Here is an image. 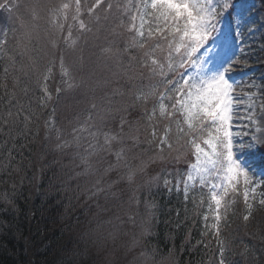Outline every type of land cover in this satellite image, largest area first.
<instances>
[{"label":"trees","instance_id":"1","mask_svg":"<svg viewBox=\"0 0 264 264\" xmlns=\"http://www.w3.org/2000/svg\"><path fill=\"white\" fill-rule=\"evenodd\" d=\"M110 1L112 8L107 2L96 7L97 23L92 21L91 31L82 34L77 26L73 32L64 28L65 24L61 27L53 9L31 20L40 31L41 23L47 24L46 33L50 36L58 29L62 34L71 33L68 46H46L51 76L40 82L46 80L49 93L53 92L56 66L71 51L87 69L100 60L99 71L106 66L114 79L107 92L112 97L109 107L113 123L101 118L92 125L81 123L80 128L65 135L58 126L69 123V113L87 100L79 90L59 95L57 102L55 98L48 103L46 92L25 81L13 91V77L7 78V73L16 74L22 62L18 48L20 43L25 46L29 41L23 38L15 50L17 38L12 29L27 28L28 23L10 16L5 19V4L10 0H0V264H101L110 258L105 250L113 253L117 247L105 237L115 231H119L116 236L131 231L133 227L128 222L144 227L145 235L137 252L153 262L221 264L223 260L224 264H264V204L260 202L264 200V186L259 185L257 194L248 201L240 181L235 189L229 187L218 210L204 190L194 187L186 200L165 186L164 178L175 179L191 164L190 140L195 133L189 129L179 131L182 122L168 99L171 85L163 83L159 69L149 62V54L161 49L164 51L153 57L166 62V42L156 48L160 35H154L158 38H153L154 43L149 36L156 23L147 15L143 33L149 40L148 51L144 50L146 44L133 35L131 23L136 14L130 12L135 13L143 0ZM258 2L264 11V0ZM85 5L92 8V0H86ZM125 5H129V13L123 11ZM74 13L76 24L71 25L87 20V14ZM51 21L53 27H48ZM112 22L116 25L112 26ZM33 43L38 44L35 40ZM107 48L113 49L114 54H104ZM168 78H173V74L168 73ZM24 89L23 100L18 102ZM156 91L166 96V108L164 114L152 119V97L138 100L136 95ZM54 102L56 105L51 106ZM55 110L54 128H50L41 112ZM169 112L173 114L170 116ZM122 117L126 120L123 126ZM105 135L121 138L106 142ZM164 136L166 144L159 145ZM171 150L179 151L178 164L183 167L175 168L177 157H169ZM124 151L127 157L118 161L117 153ZM88 159L97 160V173L92 180L97 185L91 186V191L85 189L84 184L90 180L84 165L83 176L78 174L79 164ZM121 165L142 172L130 179L128 173H118ZM213 183L220 180L214 178ZM216 215L220 216L219 222ZM131 233L138 235L136 231ZM121 251L122 255L112 259L115 264L137 259V253L130 249L121 247Z\"/></svg>","mask_w":264,"mask_h":264},{"label":"snow or ice","instance_id":"2","mask_svg":"<svg viewBox=\"0 0 264 264\" xmlns=\"http://www.w3.org/2000/svg\"><path fill=\"white\" fill-rule=\"evenodd\" d=\"M100 2L96 0L97 5ZM80 5L81 0H75L77 13L80 12ZM61 7L67 10L70 5L64 3ZM144 8H150L146 15L156 23V33L167 45L166 62L153 59L152 63L159 69L158 74L164 77L163 83L171 85L168 89L171 108L183 115L188 129L195 133L190 143L196 162L190 165L187 179L183 182L185 199H188L190 188L199 179L201 186H210L211 200L218 210L229 187L235 189L241 179L245 185L251 184L250 173L264 177V135L256 134L262 131L258 121L253 115L242 117L255 126L249 141L242 139L239 130L233 132L232 91L237 82L232 80L231 72L237 60L235 54L230 53L233 33L236 39L242 37L240 28L246 24L249 10L244 0H151L150 5L145 4ZM88 11L91 12L92 8ZM79 26L82 30L91 31L83 20L79 21ZM156 33L150 31L149 36ZM139 34L144 35L142 31ZM72 43L75 44V41ZM140 46L143 47V44ZM156 48H161V45L157 44ZM103 52L114 54L111 48ZM60 66L63 75L72 80V72L65 66L63 57ZM168 73L173 74V78L169 79ZM176 76L179 79H175ZM68 86L71 87V83ZM44 91L47 92L46 87ZM125 123L122 117L121 125ZM247 135V132L243 133V136ZM109 139L105 135V141ZM198 141H202L204 146ZM161 143H166V140ZM168 148H172L170 143ZM119 158L120 153H117L118 161ZM211 177L220 180V183H212ZM169 184L170 181L166 180L165 186ZM256 184L264 186V179H257ZM176 188L180 190L179 182ZM247 198L248 190L245 188V200ZM260 202L264 204V200ZM248 207L251 208V204ZM215 219L219 222L220 216L216 215ZM221 264H224L223 260Z\"/></svg>","mask_w":264,"mask_h":264},{"label":"rangeland","instance_id":"3","mask_svg":"<svg viewBox=\"0 0 264 264\" xmlns=\"http://www.w3.org/2000/svg\"><path fill=\"white\" fill-rule=\"evenodd\" d=\"M86 0H81L80 5V12L78 15H86L87 14V20L85 21L86 28H89L94 23L92 21H96L97 23V15H96V7L98 5L96 4V0H92L93 6L95 5V10L89 12V7L85 5ZM109 3L113 4L110 0H101L100 4L102 3ZM248 10L249 15L246 19V24L241 25V32L242 37L240 39L235 38V34L233 33V42H232V48L230 54H235V59L237 60V63L234 64L233 70L231 72V77L233 81H236V86L234 87V90L232 91V96L234 97L233 102V132H236L239 130L241 132L242 139L245 141H249L251 138V135L255 132V126L250 123L249 120L242 119V117H247L249 115H253L254 118L259 122L258 116L262 113L264 110V11L261 10L258 0H244ZM64 3H68L70 7L67 10L62 9V5ZM151 0H143V5L141 7H137L135 13H132L129 11L128 6L125 5L123 11L130 12L131 14H136L135 18L133 19L131 26L133 35L140 39V42L143 44H146L144 50H147V47L150 45L149 40L146 38L145 34L141 36L139 33L142 31L144 32V25L146 23V12L149 9H145L144 5L148 4L150 5ZM7 4H10L7 7ZM54 6V8H53ZM91 6L92 8H94ZM5 7L7 8L5 12V19L10 16L14 17L18 20L26 21L28 23L27 28L23 29H12V31L15 33L14 36H16L17 40L14 43L13 48L16 50L17 45L20 43V40L23 38H28V44L23 46L20 43V47L18 48V53L21 56L22 62L20 66H17L16 74H12L11 72L7 73L9 76L13 77V81L11 82V86L14 88L13 91H17V88L20 87L21 81H25V83H28L31 87H37V89H41L43 92L45 87L47 88V85L45 83L46 80L41 81V79H46L49 77V65L46 57H47V50L46 46L49 44V46H53L55 43L60 45V47L68 46L69 43V35L71 33H65L62 34L60 30L58 29L55 32V35L50 36L47 35V24H42L41 26L43 29L40 31L35 27L34 23H31V20H35L36 16L42 13L44 16L46 15L47 10L54 11V15L57 18V23L63 27L65 24L66 29L70 30L71 32L75 31L76 26L77 30L79 31V34H82L86 32L87 30L80 29L79 25H71L76 24L75 23V13L76 12V6H75V0H10V3H6ZM90 14V18H89ZM130 15V14H129ZM4 19V20H5ZM66 20V21H65ZM5 26L7 27V23L3 21ZM50 26L53 27L52 21L50 22ZM112 22V26H115ZM39 28V26H38ZM35 33V35H34ZM153 33H156V29L153 31ZM152 35L151 42H153V38L155 41L158 40L156 36ZM38 42L37 45H34L33 40ZM48 39V40H47ZM157 44H160L161 46L165 41L163 38H159V41L156 42ZM31 44V45H30ZM41 44L43 49H41ZM68 50V48H67ZM161 51H164L163 49L157 50L155 52H152L149 54V62L153 65V56L158 55L161 53ZM166 52V51H165ZM74 51H71L64 60V64L66 67H68L72 72V80H69L68 77L64 76L61 69V62L56 66V72H54L55 77L52 84V93H49L47 91L45 98L48 100L53 101L57 96H61L62 94L66 93L68 94L69 91H82V96L87 100L84 102L83 106L76 110L75 112L71 111L69 113L68 118L70 119L69 123L59 125L58 130L60 132H64L65 135L69 134L72 129L73 131L80 128L79 125L81 123L83 125H86L89 123L92 125L95 121H98L101 118L107 119L106 121L109 123H113L114 118L112 115V107H109V102L112 101V97L108 95L109 91V85L114 80L110 74L108 73V70L106 66L101 70L102 63L100 60L94 61V63L89 66L90 69H87L83 65V60L77 58L76 56L72 55ZM101 58H107V57H101ZM156 59V58H154ZM92 68V69H91ZM93 70V71H92ZM88 71V74H87ZM40 76V80L39 77ZM51 76V75H50ZM92 76V77H91ZM46 77V78H45ZM91 77V79H89ZM113 79V80H112ZM79 80V81H76ZM130 81V80H129ZM132 82V81H130ZM69 83H71V87H69ZM108 83V84H107ZM107 84V85H106ZM106 87V88H105ZM101 88L100 90H98ZM105 88V89H104ZM108 92V93H107ZM25 89L21 92L20 95H18L20 98L18 99V102L20 101L21 97L24 95ZM74 93V92H73ZM147 97H143V96ZM50 96L51 98H47ZM148 97H152L153 102H151V105L153 106L150 110V116L152 119H155V117L158 115H162L165 112V97L164 95H161L157 93V91L154 94H151L149 92L144 94H137L136 98L139 100L140 98L146 99ZM23 100V99H21ZM34 100V99H33ZM57 102V98H56ZM56 102L52 103V105H56ZM102 102V104H100ZM35 103V102H34ZM95 105V107H93ZM163 106V107H162ZM48 107V104H47ZM100 107V108H99ZM176 116L179 117V120L182 122V128L179 129H186L188 130V125L184 120L183 115L180 112H175ZM43 111L41 112V118H44L46 122H48V125L50 128H54L55 124V117H56V110L53 113H46ZM108 114V116H107ZM44 121V122H45ZM247 125V127H245ZM65 126V127H64ZM64 128V131H63ZM262 131L261 133H256L257 135H264V121L262 122ZM181 132V131H180ZM247 132V136H243V133ZM119 133V132H118ZM183 133V132H181ZM120 134V133H119ZM121 135V134H120ZM123 138L119 136L110 137L109 140L113 138ZM162 140H166V137L164 136L161 138ZM159 143V145H164L166 143ZM201 146L202 144L201 141ZM263 150V149H262ZM193 155H192V163H195V155H194V148L192 147ZM127 157L126 152L120 153V158ZM169 157L174 158L177 157V163L176 166H181L179 163L181 159V154H179L178 150H171V154ZM179 157V158H178ZM84 161V160H83ZM80 163L78 166L79 169V175L82 177L84 169L82 165H84L85 172L88 175L89 182H86L85 189L88 191H91V186L97 185L96 182H92L94 174L97 173L94 171V169L97 166V160L88 159L87 162ZM167 162V160H164ZM94 163V164H93ZM190 164V165H191ZM190 165L184 170V173L181 175H176V178L173 180L167 179V181H170V184L168 187H171V189L176 193H181L183 196L184 191V181L187 179V175L190 171ZM92 171V172H88ZM182 171V170H181ZM142 171H138L136 169L130 168L129 170L124 165H121V167L118 170L119 174H125L128 173L129 177L131 178H137ZM175 173L178 174V170L175 169ZM155 174V173H154ZM252 175V183L249 185H245L243 183V179H241L242 182V190L245 197V188L248 190V198L249 201L252 196H255L257 194V188L259 185L256 184L257 179H262L263 177H259L258 175ZM215 177H211L210 180L213 183ZM164 178V184L165 180ZM148 181V180H147ZM151 183V180H149ZM179 182V191L177 190L176 186ZM91 184V185H90ZM196 188L197 190H204L206 194L211 196L210 192V186H201L199 183V179H197L194 182V186L190 188L192 190L193 188ZM253 189H255L253 191ZM171 190V191H172ZM190 192V191H189ZM188 192V193H189ZM128 225L132 226V230L129 232L121 233L119 236H116V234L119 231L112 232L108 237H105L107 240L111 242H115L117 247H115V251L113 253H110L108 249L105 250L106 255H110L108 257V260L101 264H115L112 259L114 257L122 255L121 247L122 248H128L130 251H133L139 254L137 252V248H139L140 245V239H142L145 235V229L142 226V224H133L131 222H128ZM130 228V227H129ZM131 229V228H130ZM133 231L137 232V237H135L134 233H131ZM105 239V240H106ZM121 241V242H120ZM120 243H123V245L120 246ZM132 254V253H131ZM133 263H123V264H160L157 262H153V260L146 258L145 256H142L141 254L136 256ZM111 260V261H110ZM124 262H127L126 260ZM120 264V263H117ZM122 264V263H121Z\"/></svg>","mask_w":264,"mask_h":264},{"label":"bare ground","instance_id":"4","mask_svg":"<svg viewBox=\"0 0 264 264\" xmlns=\"http://www.w3.org/2000/svg\"><path fill=\"white\" fill-rule=\"evenodd\" d=\"M261 117H264V110H263L262 113L258 116V118L260 119L259 122H258V126H259V127H262V122L264 121V120H261Z\"/></svg>","mask_w":264,"mask_h":264}]
</instances>
